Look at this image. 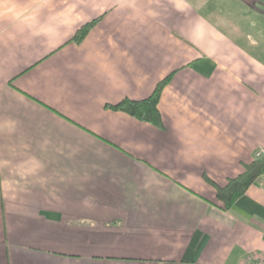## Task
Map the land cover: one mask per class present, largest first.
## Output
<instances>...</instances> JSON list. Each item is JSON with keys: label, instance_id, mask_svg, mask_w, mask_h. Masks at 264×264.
<instances>
[{"label": "crops", "instance_id": "1", "mask_svg": "<svg viewBox=\"0 0 264 264\" xmlns=\"http://www.w3.org/2000/svg\"><path fill=\"white\" fill-rule=\"evenodd\" d=\"M260 150L264 0H0V264H254Z\"/></svg>", "mask_w": 264, "mask_h": 264}, {"label": "trees", "instance_id": "2", "mask_svg": "<svg viewBox=\"0 0 264 264\" xmlns=\"http://www.w3.org/2000/svg\"><path fill=\"white\" fill-rule=\"evenodd\" d=\"M97 19L83 24L71 41L81 42L90 30L95 26ZM171 75L160 80L153 93L143 99L124 98L116 104H110L109 107L124 111L140 120L151 122L157 126H163V118L159 107L163 89L170 81ZM264 174V154L257 155L255 159L245 164L243 171L230 177L226 184L219 185L213 180L207 178L217 190V197L220 205L225 209L233 207L239 197L246 193L247 189Z\"/></svg>", "mask_w": 264, "mask_h": 264}, {"label": "built area", "instance_id": "3", "mask_svg": "<svg viewBox=\"0 0 264 264\" xmlns=\"http://www.w3.org/2000/svg\"><path fill=\"white\" fill-rule=\"evenodd\" d=\"M261 154H263V151L262 150H260L259 152H257V155H261ZM262 263H264V259H259V260H255L254 261V264H262Z\"/></svg>", "mask_w": 264, "mask_h": 264}]
</instances>
